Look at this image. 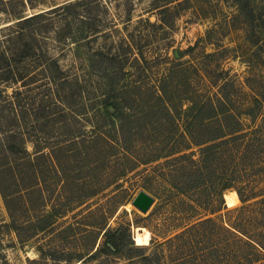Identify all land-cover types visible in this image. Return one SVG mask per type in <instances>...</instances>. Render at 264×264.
<instances>
[{"label": "rangeland", "instance_id": "1", "mask_svg": "<svg viewBox=\"0 0 264 264\" xmlns=\"http://www.w3.org/2000/svg\"><path fill=\"white\" fill-rule=\"evenodd\" d=\"M69 1L73 0L0 1V38L11 32L2 29H16L19 20ZM178 2L183 5L178 16L170 19V26L162 24L156 7L163 0H87L86 20L60 10L27 25L24 41L17 40L14 48L18 52L17 47L33 46L37 56L31 53L24 60H36V64L27 66L32 80L11 83L7 88L12 98L16 99L20 90L27 109L32 103L41 105L39 92L54 85L48 79L51 69L57 67L53 62L70 79L78 77V84L61 86L60 93L51 92L57 112L65 111L66 116L46 125L44 133H35L29 118L23 124L26 136L61 137L70 126L81 133L88 131V136L94 128L110 129L118 120L112 122L106 116L101 104L105 99L120 111L133 114L135 120H126L124 132L115 134L119 147L130 146L131 158L146 159L153 154V130L199 129V124L184 114L171 117L176 112L173 106L154 109L152 93L165 77L170 88L179 90L175 106L188 107L184 94L198 96L212 84L210 90L230 94L234 112L254 98L260 99L264 109V0H174L172 4ZM196 42L195 51L186 52ZM33 97L38 101L32 102ZM241 119L246 128L254 126L245 115ZM27 148L33 153L34 143L28 141ZM41 148L45 156L33 155L32 163L18 165L10 160L15 174L8 179V204L0 190V264H220L233 260L231 222H223L226 228L216 227V233L206 235L207 255L199 253L196 245L195 253L188 256L189 252L180 249L181 243L167 240L181 233L185 222H171V211L158 206L159 199L146 213L132 205L143 186L153 196L159 190L152 176L156 163L109 183L106 166L95 162L102 155L80 160L60 156L63 159L58 163L51 157L49 144L42 143ZM228 190L223 192L225 205H241L237 191ZM220 214L226 220L234 215L227 209ZM108 228L120 229L126 252L101 251L89 257L103 246ZM131 242L141 250H130ZM217 242H224L219 251L214 246ZM148 255L150 259H145ZM257 264H264V258Z\"/></svg>", "mask_w": 264, "mask_h": 264}, {"label": "trees", "instance_id": "2", "mask_svg": "<svg viewBox=\"0 0 264 264\" xmlns=\"http://www.w3.org/2000/svg\"><path fill=\"white\" fill-rule=\"evenodd\" d=\"M0 1L5 3L10 0ZM86 2L87 0L69 1L51 10L19 20L16 29L13 26L2 29L3 32L11 30L6 37L0 38V190L6 203H9L11 187L8 179L15 174L13 162L10 160L19 162L18 165L32 163L35 158L45 156L41 148L42 143L49 144L51 157L58 163H61L63 156L80 160L81 157L85 159V156L92 159L102 155L95 162L106 166L109 183L123 179L141 166L156 163L152 169V176L160 186L159 190L153 193L155 198L160 200L158 206L171 211V222H185L184 230L167 239L169 243L174 241L175 244L181 243L180 249L183 248L185 253L189 252L188 256L193 255L196 245H199V253L207 255L206 235L213 234L216 227L226 228L223 222H231V233L234 235L231 249L233 260L231 263L220 264H257L264 258V109L259 105V98H254L239 112H234L231 108L230 94L224 93L223 90L219 92L212 91L213 88L210 90L211 84L198 96L182 94L189 103L188 107L183 108L175 106L176 93L179 90L170 88L169 79L165 77L161 80L159 88L156 87L152 93L156 104L154 109L169 110V107L173 106L176 112L171 114V117L176 119L184 114L189 120L196 121L199 129L186 126L179 131L153 130L152 133H156L153 154L143 160L131 158L129 156L131 151L128 148L130 146L119 147L121 142L115 135L119 136L124 132L126 120L135 121L133 114L120 111L115 104L105 99L101 102L108 112L105 115L111 118L112 122L118 120V124L110 129L94 128L93 135L88 136V131L81 133L70 126L65 128L66 133L61 137L44 138L45 136L39 137L38 134L26 136L23 124L25 125L29 118L33 120L35 133H44L46 125L54 124L66 116L64 110L62 113L57 112L58 104L51 99V92L60 93L61 86L78 84V77L70 79L66 72L53 62L57 67L51 69L48 79L54 85L48 88L44 86L39 92V95L43 96L41 105L32 103L30 109H27L22 91L17 90L18 97L13 99L6 90L11 83L32 80L33 75L28 73L27 66L36 64V60L24 59L31 53L32 57L37 55L34 52L35 48L33 46L28 48L27 45L22 50L17 47L18 52H15V43L17 40L24 41L28 31L27 25L30 26L31 22L46 16L50 11L63 10L64 15L71 14L72 17H79L81 21L82 18L86 20L85 13L88 12ZM173 2L174 0H163L162 4L156 6L160 9L162 24L170 26V19L178 16L183 2H178L177 5H173ZM198 45L199 42H196L194 46H189L186 52L195 51ZM195 69L198 71L197 67ZM34 76H39V73ZM36 98L33 97L32 102L38 101ZM243 115L251 119L254 126L246 128L241 119ZM28 141L34 143L33 153L27 148ZM193 144L197 150L193 149ZM161 158L165 160L159 162ZM61 170L67 176V170L63 166ZM21 174L22 169L19 170V175ZM143 187L148 190V187ZM230 188L237 191L241 205L230 208L225 205L223 192ZM95 194L96 191L91 192L89 197ZM223 209L233 212L232 218L226 220L227 218L220 214ZM56 212L59 213V210ZM40 228L45 229L46 226ZM119 231V228L115 230L108 228L103 246L89 257H95L101 251H109L111 254L125 253L124 236H119ZM131 245L130 250L140 251L142 248L133 246L132 242ZM222 245L224 247V242H217L214 246L219 247L217 249L219 251ZM144 258L150 259V256ZM173 261L177 263V260Z\"/></svg>", "mask_w": 264, "mask_h": 264}, {"label": "water", "instance_id": "3", "mask_svg": "<svg viewBox=\"0 0 264 264\" xmlns=\"http://www.w3.org/2000/svg\"><path fill=\"white\" fill-rule=\"evenodd\" d=\"M156 198L148 192L146 189H140L136 196L132 200V205H134L141 212H148L150 207L154 204Z\"/></svg>", "mask_w": 264, "mask_h": 264}, {"label": "bare ground", "instance_id": "4", "mask_svg": "<svg viewBox=\"0 0 264 264\" xmlns=\"http://www.w3.org/2000/svg\"><path fill=\"white\" fill-rule=\"evenodd\" d=\"M228 192H229V190H228Z\"/></svg>", "mask_w": 264, "mask_h": 264}]
</instances>
